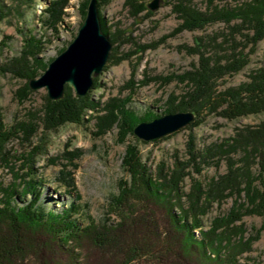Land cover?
I'll return each mask as SVG.
<instances>
[{
  "label": "rangeland",
  "instance_id": "1",
  "mask_svg": "<svg viewBox=\"0 0 264 264\" xmlns=\"http://www.w3.org/2000/svg\"><path fill=\"white\" fill-rule=\"evenodd\" d=\"M135 1L138 4L132 0H106L101 8L98 5L100 22L103 17L112 42L108 61L93 76L92 86L85 95H79L68 84L64 86V91L71 90L72 97L87 96L90 102L97 103V108L89 111L84 124L71 122L57 130H47L43 110L46 100H52L47 88L32 89L25 78L13 74V65L20 58L29 32L46 42L40 55L45 62L65 51L86 20L90 0H0V114L6 130L17 133L9 140H0V182L4 186L12 184L15 173L26 172L22 158L44 137L47 149L38 155L35 164L43 180L42 204L62 212L75 202L83 211V218L89 214L101 220L107 216L110 198L119 192L118 183L127 178L122 165L128 145H138L153 175L161 164L167 170L181 166V186L188 193L194 183L203 186L219 182L228 173L229 157L224 153V144H233L238 133L248 135L262 128L264 113L230 120L208 112L201 117L194 113V119L186 126L149 141L138 138L134 132L123 140L118 124L99 134L96 118L107 114L108 106H124L141 117L149 110L159 115L158 118L165 116L167 108L176 107L188 90L180 76L192 71L193 64L198 63L199 57L192 54L197 39L218 38L223 32L231 31L220 21L203 30H184L180 27L182 21L174 13L173 0H163L156 10L150 9V0ZM245 1L249 0H224L216 4L234 7ZM54 3L60 16L57 32L43 22L48 18L47 9L54 8ZM196 5L202 10L207 7L206 0H196ZM243 38L238 36V41L244 43ZM245 52L250 55L248 65L239 73L219 80L218 90L239 86L249 80L251 73L264 68V39L256 46L246 47ZM41 73L34 79L45 72ZM65 97L66 91L61 99L52 101ZM30 122L38 126L33 137L19 129L23 123ZM30 136L32 144L26 141ZM231 158L239 160L241 154ZM254 169L257 167L251 170V179L258 178L259 173ZM63 177L67 180L72 177L76 189L66 187L60 180ZM236 189L229 194L226 191L222 200L209 207V213L203 218L205 228L214 218L235 211V221L231 224L235 230L232 234L236 245L235 264H264V217L256 212V206L245 193L240 194L244 184ZM197 236H200L198 231ZM109 249H104L107 263L118 258L115 250L113 253ZM92 252L91 248L89 253L93 255Z\"/></svg>",
  "mask_w": 264,
  "mask_h": 264
},
{
  "label": "trees",
  "instance_id": "2",
  "mask_svg": "<svg viewBox=\"0 0 264 264\" xmlns=\"http://www.w3.org/2000/svg\"><path fill=\"white\" fill-rule=\"evenodd\" d=\"M173 1L174 13L182 21L181 29L203 30L220 21L231 31L218 38L197 39L192 54L199 57L198 63L180 76L188 90L176 107L167 108L166 114L189 111L201 117L210 112L237 120L264 113V68L251 73L249 80L239 86L218 90L219 80L248 65L250 55L246 54V47L256 46L264 39V0H249L234 7L216 4L224 0H206L205 10L196 5V0ZM105 2L99 0V8ZM132 3L138 4L135 0ZM56 5L47 9L48 18L43 22L57 32L60 16ZM101 24L108 35L103 17ZM238 36L244 37V43L238 41ZM45 43L42 37L37 39L29 32L20 58L13 65V74L25 78L27 84L53 61L45 62L40 57ZM65 91L66 97L60 101L46 100L43 111L47 130H57L71 122L84 124L89 111L97 108V103L90 102L87 96L74 98L70 89ZM107 110V114L96 118L98 133L105 134L113 124H118L123 140L134 135L138 124L159 117L152 110L141 117L117 105L108 106ZM19 129L32 137L38 132L33 122L23 123ZM11 131L6 130L0 114V140L17 134ZM250 132L238 133L233 144L223 145L229 157V170L219 182L203 186L194 183L188 193L181 186V166L167 170L161 164L153 175L138 145H128L122 165L127 178L118 183L119 192L110 198L107 216L101 220L89 214L83 218V211L75 202L62 212L42 204L43 180L35 164L38 155L47 149L43 137L22 158L26 172L15 173L9 186L0 182V264H235V230L231 226L235 211L214 218L208 228L203 218L226 191L229 194L243 184L240 194L245 193L256 212L264 217V125ZM28 139L32 144L33 138ZM234 154H241V159L231 158ZM254 166V172L259 173L257 179H251ZM60 180L66 187L76 189L72 177ZM106 247L110 248L108 252L115 250L117 260L104 262ZM91 248L93 255L89 253Z\"/></svg>",
  "mask_w": 264,
  "mask_h": 264
},
{
  "label": "water",
  "instance_id": "3",
  "mask_svg": "<svg viewBox=\"0 0 264 264\" xmlns=\"http://www.w3.org/2000/svg\"><path fill=\"white\" fill-rule=\"evenodd\" d=\"M162 2L150 0L149 7L156 10ZM111 48L112 42L101 26L98 1L90 0L86 20L75 40L49 64L40 78L30 81V86L32 89L46 87L52 100L64 96L65 84L79 95H85L92 86L93 76L99 74L107 63ZM194 115L193 112L167 114L138 124L134 133L144 141L160 138L189 124Z\"/></svg>",
  "mask_w": 264,
  "mask_h": 264
}]
</instances>
